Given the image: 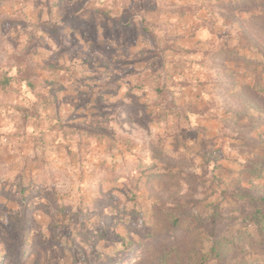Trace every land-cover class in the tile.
Returning <instances> with one entry per match:
<instances>
[{"label":"rangeland","instance_id":"374dc122","mask_svg":"<svg viewBox=\"0 0 264 264\" xmlns=\"http://www.w3.org/2000/svg\"><path fill=\"white\" fill-rule=\"evenodd\" d=\"M261 11L264 0H0V82L13 79L0 87V264H191L192 233L208 244L252 228ZM162 208L183 230L148 242L143 222ZM242 261L264 262V245Z\"/></svg>","mask_w":264,"mask_h":264},{"label":"trees","instance_id":"16d2710c","mask_svg":"<svg viewBox=\"0 0 264 264\" xmlns=\"http://www.w3.org/2000/svg\"><path fill=\"white\" fill-rule=\"evenodd\" d=\"M253 28H259L264 31V11L254 14L252 17ZM12 78H5L0 82L2 90H6L10 85ZM252 163L246 165L243 169L245 172L259 174L256 166H251ZM250 165V167H248ZM264 165V162L261 163ZM162 177H170L163 175ZM244 199V198H243ZM245 206L250 207L249 219L250 227L242 234L233 236H224L220 233H211L208 244L200 239L195 233V241L190 249L191 264H264V262H234L239 258L245 248L252 244L264 245V196L257 198H249V202L245 201ZM175 208H162L157 210L153 218L145 220L144 230L141 231L146 241L153 242L161 232H176L183 230L181 227L182 213H176ZM232 262V263H231Z\"/></svg>","mask_w":264,"mask_h":264}]
</instances>
